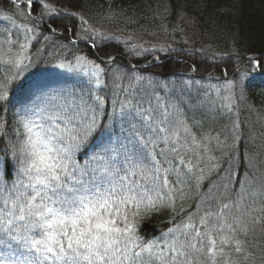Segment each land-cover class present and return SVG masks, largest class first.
<instances>
[{
  "label": "snow or ice",
  "instance_id": "obj_1",
  "mask_svg": "<svg viewBox=\"0 0 264 264\" xmlns=\"http://www.w3.org/2000/svg\"><path fill=\"white\" fill-rule=\"evenodd\" d=\"M66 2L0 0V264H264V145H245L240 120L264 60L188 65L215 66L220 87L146 75L163 65L125 66L109 45L177 49L107 35ZM67 32L54 62L38 58L43 45L33 52ZM160 213L171 226L146 238Z\"/></svg>",
  "mask_w": 264,
  "mask_h": 264
},
{
  "label": "trees",
  "instance_id": "obj_2",
  "mask_svg": "<svg viewBox=\"0 0 264 264\" xmlns=\"http://www.w3.org/2000/svg\"><path fill=\"white\" fill-rule=\"evenodd\" d=\"M57 3V0H53ZM79 11L90 23L107 35L119 36L123 41L132 38L135 43L144 47L157 48L167 43L177 49L170 55L160 51H149L141 57L129 55L123 45L112 42L107 51L118 52L119 63L127 66L129 62L137 69H143L150 63L162 64V68L149 67L148 73H162L160 78L181 79L193 78L202 84H214L220 87L224 83L222 73L215 67L207 70V65L200 73L188 69L193 60L202 63L206 56L216 54L217 63L223 67L237 64L240 71H246L249 65L241 60L256 57L264 60V0H79ZM58 7L67 6L66 0H60ZM45 34H48L45 32ZM72 33H62L52 37V42L40 41L33 46V52L42 45L46 53L39 56L47 62H54L52 55L61 44H68ZM84 53L92 55L97 49L79 45ZM191 50V52H189ZM203 50V54L201 52ZM233 50L239 54L237 59ZM181 51L183 54H181ZM99 54L103 55L101 51ZM226 54V55H222ZM159 56L160 61H154ZM183 61V62H181ZM40 71H59L40 66ZM35 71V70H34ZM66 83L72 84L76 77L64 73ZM231 75V72H230ZM247 100L241 102L240 120L243 122L245 145L261 149L264 145V70L251 73L245 82ZM250 106V107H249ZM235 117H233L234 119ZM229 124L225 119L217 124ZM254 138V140L248 139ZM242 149L244 145L241 146ZM264 150V149H261ZM192 200L185 202L186 206ZM170 215L160 213L142 224L141 234L146 238L159 236L170 227Z\"/></svg>",
  "mask_w": 264,
  "mask_h": 264
},
{
  "label": "rangeland",
  "instance_id": "obj_3",
  "mask_svg": "<svg viewBox=\"0 0 264 264\" xmlns=\"http://www.w3.org/2000/svg\"><path fill=\"white\" fill-rule=\"evenodd\" d=\"M212 85H214V84H212Z\"/></svg>",
  "mask_w": 264,
  "mask_h": 264
}]
</instances>
